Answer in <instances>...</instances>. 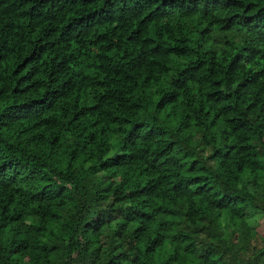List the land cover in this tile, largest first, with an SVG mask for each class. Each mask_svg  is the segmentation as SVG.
Here are the masks:
<instances>
[{"label": "trees", "instance_id": "16d2710c", "mask_svg": "<svg viewBox=\"0 0 264 264\" xmlns=\"http://www.w3.org/2000/svg\"><path fill=\"white\" fill-rule=\"evenodd\" d=\"M264 0H0V264H264Z\"/></svg>", "mask_w": 264, "mask_h": 264}, {"label": "rangeland", "instance_id": "374dc122", "mask_svg": "<svg viewBox=\"0 0 264 264\" xmlns=\"http://www.w3.org/2000/svg\"><path fill=\"white\" fill-rule=\"evenodd\" d=\"M258 230L260 233L264 234V222L262 224H260V226L258 227Z\"/></svg>", "mask_w": 264, "mask_h": 264}]
</instances>
